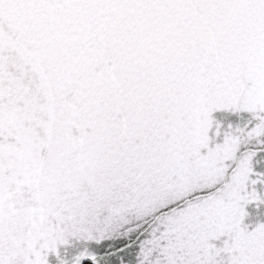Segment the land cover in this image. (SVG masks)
<instances>
[{
  "label": "snow or ice",
  "instance_id": "1",
  "mask_svg": "<svg viewBox=\"0 0 264 264\" xmlns=\"http://www.w3.org/2000/svg\"><path fill=\"white\" fill-rule=\"evenodd\" d=\"M0 264H264V0H0Z\"/></svg>",
  "mask_w": 264,
  "mask_h": 264
}]
</instances>
